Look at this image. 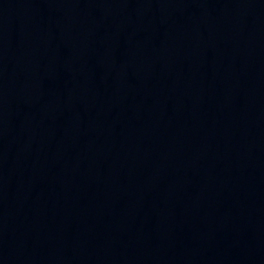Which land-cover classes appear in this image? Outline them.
I'll return each instance as SVG.
<instances>
[{
    "label": "water",
    "instance_id": "1",
    "mask_svg": "<svg viewBox=\"0 0 264 264\" xmlns=\"http://www.w3.org/2000/svg\"><path fill=\"white\" fill-rule=\"evenodd\" d=\"M0 264H264V0H0Z\"/></svg>",
    "mask_w": 264,
    "mask_h": 264
}]
</instances>
